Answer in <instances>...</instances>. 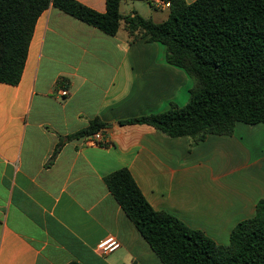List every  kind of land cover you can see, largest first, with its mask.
<instances>
[{"label": "crops", "instance_id": "obj_1", "mask_svg": "<svg viewBox=\"0 0 264 264\" xmlns=\"http://www.w3.org/2000/svg\"><path fill=\"white\" fill-rule=\"evenodd\" d=\"M76 1L106 12V0ZM192 85L164 45L130 43L51 4L20 82H0V264H163L104 182L121 168L155 210L227 245L264 199V123L237 122L192 148L187 137L118 123L184 106ZM96 118L109 125L102 145L69 138ZM110 236L119 247L101 253Z\"/></svg>", "mask_w": 264, "mask_h": 264}, {"label": "trees", "instance_id": "obj_2", "mask_svg": "<svg viewBox=\"0 0 264 264\" xmlns=\"http://www.w3.org/2000/svg\"><path fill=\"white\" fill-rule=\"evenodd\" d=\"M122 1L106 0V12L99 13L76 0H0V82H20L36 22L52 4L108 35L124 32L130 43L146 39L164 45L166 61L192 79L184 106L171 103L165 111L119 125L187 137L192 148L208 135H232L237 122L264 123V0H164L170 7L162 22L137 11L123 15ZM107 126L96 118L69 138L103 133ZM104 182L163 264H264V199L221 245L155 210L127 168L106 175Z\"/></svg>", "mask_w": 264, "mask_h": 264}, {"label": "built area", "instance_id": "obj_3", "mask_svg": "<svg viewBox=\"0 0 264 264\" xmlns=\"http://www.w3.org/2000/svg\"><path fill=\"white\" fill-rule=\"evenodd\" d=\"M151 5L155 8V9H160V10H164V9H169L170 7V2L164 1V0H151L150 1ZM63 95H67L68 91L67 90H63L62 91ZM102 132H96L93 135L89 136L90 140L97 144V145H102ZM120 243L118 242V240H116L114 237L110 236L108 238H105L104 240L100 241L97 249L101 252V253H108V252H112L115 249H117L119 247Z\"/></svg>", "mask_w": 264, "mask_h": 264}, {"label": "rangeland", "instance_id": "obj_4", "mask_svg": "<svg viewBox=\"0 0 264 264\" xmlns=\"http://www.w3.org/2000/svg\"><path fill=\"white\" fill-rule=\"evenodd\" d=\"M134 7L139 11L140 15H142L143 17H147V18L153 17L158 21L164 19V17L167 15V12L156 10L147 1H143V0L126 1L125 3L122 4L121 13L124 15H128L130 13L129 11Z\"/></svg>", "mask_w": 264, "mask_h": 264}]
</instances>
